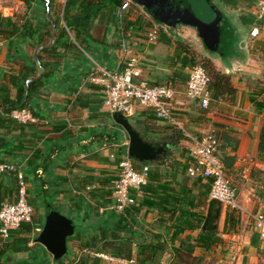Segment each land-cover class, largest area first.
<instances>
[{
  "label": "crops",
  "instance_id": "obj_1",
  "mask_svg": "<svg viewBox=\"0 0 264 264\" xmlns=\"http://www.w3.org/2000/svg\"><path fill=\"white\" fill-rule=\"evenodd\" d=\"M125 1L102 8L89 21L88 11L83 13L72 5L65 8L66 0H62L59 16L56 7L44 13L42 8H28L17 0L15 8L9 7L2 0L10 15L0 14V162L20 167L28 203L37 200L42 208H33L31 224L11 232L5 243L0 240V264H118L90 256L94 252L90 245L104 227L124 236V217L130 225L135 223L131 231L140 234V242L145 240L151 247L161 243L157 258L144 262L134 258L136 264H180L174 253L183 240L195 241L200 230L176 234L168 229L167 216L156 212L154 191L158 190L161 198L179 200L178 206H184L192 216L205 212L195 205L198 201L207 208L209 185L191 180L186 173L187 135L209 132L220 137L219 157L241 207L235 212L238 226L220 238L223 253L235 251L232 264H259L264 239L252 219L264 216V161L259 157L264 126V21L257 20L258 0H220V11L231 20L238 37L228 60L217 55L212 58L187 28L172 31L159 26L158 38L149 42L147 33L156 24L141 7L132 4L123 10ZM253 30H257L256 36H252ZM188 51L197 59H208L232 82L234 92L212 100L208 112L185 95L192 68ZM130 56L139 58L144 82L173 87L172 108L179 126L159 121L139 107L126 117L141 137L166 146V152L153 163L136 164L138 168L149 166L150 183L143 194L136 195L133 207L122 214L111 211L114 217L108 224L104 217L114 203L113 183L119 162L128 156L129 140L103 106L107 84L97 69L120 70ZM21 106L37 118L36 124L16 123L4 112ZM16 191L14 177L2 176L0 205L13 203ZM51 205L71 214L81 225L70 244V254L59 262L36 241L46 216L54 210ZM228 213L231 211L222 210L220 233ZM99 253L120 259L109 252ZM211 253L198 247L194 255Z\"/></svg>",
  "mask_w": 264,
  "mask_h": 264
},
{
  "label": "built area",
  "instance_id": "obj_2",
  "mask_svg": "<svg viewBox=\"0 0 264 264\" xmlns=\"http://www.w3.org/2000/svg\"><path fill=\"white\" fill-rule=\"evenodd\" d=\"M48 1L45 11L48 12ZM132 4L126 0L122 9H128ZM0 14L4 17L10 15V11L3 7L0 0ZM257 20L264 21V0L257 2ZM160 27L154 26L147 33V40L154 42L158 38ZM254 34V35H253ZM258 34L252 31V36ZM97 72L106 81L107 91L103 106L111 115L120 113L125 117L133 114L139 107L150 111L155 119L179 126L172 102L175 98V90L170 85H150L142 80L139 58L130 56L123 67L114 72H106L98 68ZM209 77L200 65L191 68L185 83V95L190 101H197L200 108L206 110L210 103V91L208 90ZM9 117L16 123L27 125L36 124L37 118L27 109L14 110ZM189 139L188 157L189 164L187 174L192 180H202L209 185V199L218 202L223 209L240 212L241 207L237 201L236 190L232 187L226 175L223 163L219 157L221 140L216 132H209L201 136L187 135ZM119 174L113 185L114 203L109 208L116 214H122L136 204V195H141L142 190L148 184L150 168L143 165L140 170H135L133 161L126 156L118 164ZM5 174L12 175L16 181V199L13 203L0 205V240L5 243L10 233L21 229L24 225L32 223L34 209L28 203L26 181L20 167L0 162V178ZM104 210H101L103 213ZM254 228L259 236L264 239V216L252 217ZM95 258L104 259L118 264H136L135 260L116 259L103 253H89Z\"/></svg>",
  "mask_w": 264,
  "mask_h": 264
},
{
  "label": "trees",
  "instance_id": "obj_3",
  "mask_svg": "<svg viewBox=\"0 0 264 264\" xmlns=\"http://www.w3.org/2000/svg\"><path fill=\"white\" fill-rule=\"evenodd\" d=\"M17 1L21 2L22 4H24L25 7L28 8L32 6L38 7L37 5L41 3L42 11H44L45 13V4L47 5L45 0ZM118 3L119 0H66L65 8L67 6L72 5L78 6L79 10L82 9L83 13L88 11L89 16L87 17V20L90 21L91 16H97L102 10V8L111 7L113 5H117ZM48 6V11H52V9L56 7V15L59 16V14L61 13L63 2L62 0H49ZM46 16L49 17L50 14ZM45 35L49 36L50 33H46ZM59 38H62L61 34ZM188 56L189 57H187V59L189 58L188 60L191 62L192 65L197 62L201 63L200 66H202L207 76L209 77L208 90L211 94L210 102H212V100H218L220 97H223L226 94L230 95L234 92L230 77L218 72L208 59H197L196 54L194 52H189ZM209 107L210 103L208 105V108L205 110L206 112L209 111ZM20 109H24V107L21 106L19 108L13 107V109H5L4 112L8 113L9 115L10 112ZM259 157L262 161H264V126L262 127L260 134ZM137 163V161H133L134 168L138 171L141 168L136 167ZM145 189H147V186L143 188L141 194H143V191ZM163 192H170V190H165ZM155 194L156 197H154V199L156 201L154 202L157 206V208L155 206L156 212L161 216H167L166 225L168 229L172 230L176 234L183 233L186 230H200V233L196 237L195 241L192 242V239L190 238L183 240L180 243V249L174 253V258L177 259L180 264H201L203 257H195L194 252L196 251V249L200 247L202 248V251L211 250V252H213L212 248H217L219 245L222 244L224 245L223 241L220 239L222 234H228L229 232L234 231L239 224V218L235 214V211H231V213L227 214L224 221L222 233H220L218 230V223L222 215V210L224 209L218 202L209 199L207 208L205 209V205L197 201L195 207L198 208V206H201L202 208H204L205 212L203 214L197 212V215L192 216L190 214V211L185 209L184 206H178L179 200L177 201L175 199H168V197L161 198L159 195L160 192H158V190L154 191V195ZM151 206L153 207V205ZM105 215L106 216L104 217V219L109 224L113 220L114 215L111 211H107ZM121 222L124 224L125 227H127L126 231H123L125 235L120 236L119 233L112 232L109 226L102 228V230L100 231L99 238L94 239V244L90 245V247L94 249V252H109V254L112 256L126 260H135L134 258H136V260L139 261V258H141V262H144L145 260H154L158 257V252L162 250L160 245L161 243L159 241L155 246L152 247L147 245L145 240H142L140 242V234L131 231V229L133 228L132 225H135V223L132 222V224L130 225L129 221L125 217L124 219H122ZM71 238L67 240V243L70 242Z\"/></svg>",
  "mask_w": 264,
  "mask_h": 264
},
{
  "label": "water",
  "instance_id": "obj_4",
  "mask_svg": "<svg viewBox=\"0 0 264 264\" xmlns=\"http://www.w3.org/2000/svg\"><path fill=\"white\" fill-rule=\"evenodd\" d=\"M162 27L171 30L187 28L193 31L204 49L220 59L230 55L235 31L220 9L210 0H129ZM128 137V156L139 163H153L166 152V146L146 141L133 129L128 119L120 113L112 115ZM72 221L51 210L37 242L54 260H61L67 253V239L73 237Z\"/></svg>",
  "mask_w": 264,
  "mask_h": 264
},
{
  "label": "rangeland",
  "instance_id": "obj_5",
  "mask_svg": "<svg viewBox=\"0 0 264 264\" xmlns=\"http://www.w3.org/2000/svg\"><path fill=\"white\" fill-rule=\"evenodd\" d=\"M5 1H6V5H8L9 7L15 8V6H16V0H5ZM210 1L213 2L214 5L217 6L221 11L223 10V6H222L220 0H210ZM37 6L41 8L42 5H41V3H39ZM133 7H135V4H133ZM132 9H134V8H132ZM129 11H131V13H132L131 8H130ZM228 20H230V19H228ZM229 22H231V20ZM234 29H235V27H234ZM235 44L236 45L238 44V37H237V35H235L234 41H233V43L231 45V47H232L230 49L231 55H232L233 48L235 47ZM209 54L211 55L212 58H216L215 57V55H216L215 53H210L209 52ZM229 57H231V56H229ZM228 59L229 58H226L225 60H228ZM195 65H201V63L197 62V63H194L192 66H195ZM30 204L36 210H39L40 208H42L41 205H40V203H39V201H37V200H30ZM51 207L55 211L60 212V214H62L66 218L72 220L73 225L75 227V233H74L73 237L70 239V242L68 243V250H67V253H66L65 257L63 258V259H65L70 254V252H71V245L70 244H71V242H73L75 240V237L80 232V226L81 225H80V222L76 221L75 219H73L71 217V214H66L58 206L51 205ZM226 244H227V242H226ZM224 248L225 247L223 246V244L222 245H219L217 247V250L216 251L212 252L211 254L207 255L206 257L201 256V257H203V260H202L201 264H232V261L234 259V254H235L234 252L235 251H233L232 253L226 254V253H223ZM227 251L229 252V250H227ZM230 254H232V255H230ZM195 257H200V256L199 255H196ZM260 258L261 259H259V264H264V255H262Z\"/></svg>",
  "mask_w": 264,
  "mask_h": 264
}]
</instances>
